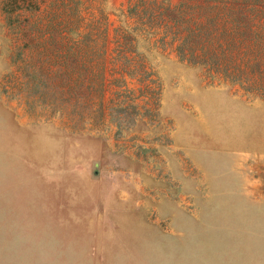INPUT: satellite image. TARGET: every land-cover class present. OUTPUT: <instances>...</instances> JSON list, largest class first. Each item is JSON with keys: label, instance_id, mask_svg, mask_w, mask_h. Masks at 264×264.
Returning <instances> with one entry per match:
<instances>
[{"label": "rangeland", "instance_id": "374dc122", "mask_svg": "<svg viewBox=\"0 0 264 264\" xmlns=\"http://www.w3.org/2000/svg\"><path fill=\"white\" fill-rule=\"evenodd\" d=\"M264 0H0V264H264ZM187 39L184 40V37Z\"/></svg>", "mask_w": 264, "mask_h": 264}, {"label": "trees", "instance_id": "16d2710c", "mask_svg": "<svg viewBox=\"0 0 264 264\" xmlns=\"http://www.w3.org/2000/svg\"><path fill=\"white\" fill-rule=\"evenodd\" d=\"M226 16L234 23H244L250 27L264 20V15L248 11H243L240 14L228 13ZM207 23L197 27L202 34L200 37L205 34L206 38L188 42L186 51L188 59L189 57L197 58L192 63L203 65L208 71L217 74L221 79L238 84L246 90H264L263 83L258 82L253 76L256 69H260L261 71H257L262 73V65L239 60L231 53H228L227 51H233L236 48L234 42L224 44L219 37H214L213 34L217 29L214 28L213 31H209L206 26ZM185 39H187V36L184 37Z\"/></svg>", "mask_w": 264, "mask_h": 264}]
</instances>
